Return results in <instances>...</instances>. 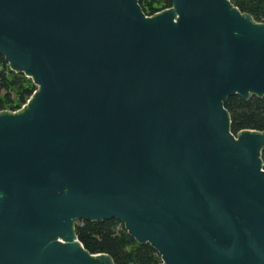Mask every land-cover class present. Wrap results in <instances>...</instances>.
<instances>
[{
    "label": "water",
    "instance_id": "1",
    "mask_svg": "<svg viewBox=\"0 0 264 264\" xmlns=\"http://www.w3.org/2000/svg\"><path fill=\"white\" fill-rule=\"evenodd\" d=\"M0 0V55L37 89L0 111V264H115L79 220L117 218L163 264H264V23L231 0Z\"/></svg>",
    "mask_w": 264,
    "mask_h": 264
},
{
    "label": "trees",
    "instance_id": "2",
    "mask_svg": "<svg viewBox=\"0 0 264 264\" xmlns=\"http://www.w3.org/2000/svg\"><path fill=\"white\" fill-rule=\"evenodd\" d=\"M243 13L264 23V0H231ZM144 12L148 15L172 7L170 0H155L161 8L154 7L149 0H139ZM18 89V104L12 110L24 105L33 95L37 86L24 73L13 71L5 57L0 55V90H6L0 96V111L6 104H12V91ZM231 117V132L235 135L245 130L264 132V96L254 95L245 99L240 95L229 97L225 103ZM264 161V150L262 152ZM76 234L85 248L92 254L107 253L115 264H159L161 255L150 243H140L131 236L122 221L117 218L103 221L79 220L76 223Z\"/></svg>",
    "mask_w": 264,
    "mask_h": 264
},
{
    "label": "rangeland",
    "instance_id": "3",
    "mask_svg": "<svg viewBox=\"0 0 264 264\" xmlns=\"http://www.w3.org/2000/svg\"><path fill=\"white\" fill-rule=\"evenodd\" d=\"M149 1H152L153 2V6L154 7H160L161 8V4L159 3V2H154L155 0H149ZM28 79H30L33 83H34V81L31 79V78H29V77H27ZM34 85H35V83H34ZM5 93H6V90H0V96L1 97H3L4 95H5ZM12 98H13V103L12 104H6L5 105V109H10V110H12L11 108L13 107V106H16L19 102V100H18V89H14L13 91H12ZM23 105H21V107H22ZM162 259V258H161Z\"/></svg>",
    "mask_w": 264,
    "mask_h": 264
},
{
    "label": "built area",
    "instance_id": "4",
    "mask_svg": "<svg viewBox=\"0 0 264 264\" xmlns=\"http://www.w3.org/2000/svg\"><path fill=\"white\" fill-rule=\"evenodd\" d=\"M28 100H29V99H28ZM26 103H27V102H26ZM26 103H25V104H26ZM25 104H24V105H25ZM24 105H23V106H24ZM23 106H22V107H23ZM22 107H21V108H22ZM21 108H19V109H17V110H12V111H18V110H20ZM159 264H163L162 259H161V262H160Z\"/></svg>",
    "mask_w": 264,
    "mask_h": 264
}]
</instances>
